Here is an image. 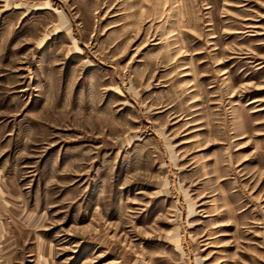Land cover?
Masks as SVG:
<instances>
[{
	"label": "rangeland",
	"instance_id": "374dc122",
	"mask_svg": "<svg viewBox=\"0 0 264 264\" xmlns=\"http://www.w3.org/2000/svg\"><path fill=\"white\" fill-rule=\"evenodd\" d=\"M0 264H264V0H0Z\"/></svg>",
	"mask_w": 264,
	"mask_h": 264
}]
</instances>
